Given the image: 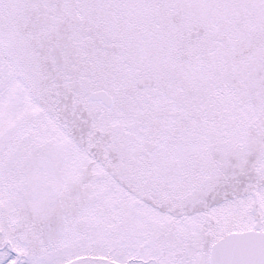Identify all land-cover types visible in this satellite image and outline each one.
Returning a JSON list of instances; mask_svg holds the SVG:
<instances>
[{"label": "snow or ice", "instance_id": "obj_1", "mask_svg": "<svg viewBox=\"0 0 264 264\" xmlns=\"http://www.w3.org/2000/svg\"><path fill=\"white\" fill-rule=\"evenodd\" d=\"M0 264H264V0H0Z\"/></svg>", "mask_w": 264, "mask_h": 264}]
</instances>
